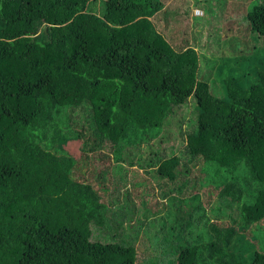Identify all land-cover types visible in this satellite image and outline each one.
Instances as JSON below:
<instances>
[{
	"label": "trees",
	"instance_id": "obj_1",
	"mask_svg": "<svg viewBox=\"0 0 264 264\" xmlns=\"http://www.w3.org/2000/svg\"><path fill=\"white\" fill-rule=\"evenodd\" d=\"M97 1L0 0V264H140L142 215L156 212L143 208L135 228L122 222L131 244L94 242L92 231L114 226L110 211L120 209L107 203L128 191L122 185L152 174L160 195L171 196L190 169L195 177L177 200H188L190 214L197 199L215 221L207 242L182 248L189 232L168 227V199L159 212L166 226L151 232L160 262L174 250L173 264H264L256 250L249 263L242 258L254 249L248 230L264 228V57L251 54L242 73L222 76L217 98L222 70L203 76L198 52L173 48L158 31L165 0H102L101 15L90 9ZM246 19L264 38V2ZM190 97L198 115L183 150L169 157L154 147L159 165L140 177L123 146L162 140ZM206 165L215 171L207 188L196 183ZM127 208L119 217L132 221Z\"/></svg>",
	"mask_w": 264,
	"mask_h": 264
},
{
	"label": "rangeland",
	"instance_id": "obj_2",
	"mask_svg": "<svg viewBox=\"0 0 264 264\" xmlns=\"http://www.w3.org/2000/svg\"><path fill=\"white\" fill-rule=\"evenodd\" d=\"M101 1L102 0L97 1L95 5L90 7L91 11L96 15H101L104 11ZM165 1L166 2L163 4L164 10H166V13H164L165 15L158 13L160 21L157 22V25L161 26L159 30L163 32V36L167 39L168 43L172 44L171 40H178L171 45L173 48L178 45L184 48L192 47L194 50L196 49L195 51L198 52L200 57L202 73H206V75L203 76L213 80L216 67L222 70L223 75L213 80L212 94L215 97L221 98L224 96L225 92L220 80L222 76L225 77L227 75L242 73L247 66L252 65V61L247 59L251 54H254V56L250 59L256 58L257 60L259 57H264V38L251 30V26H249V22L246 19V14L252 9L253 5L257 4V0ZM259 1L264 2V0ZM180 12H183L184 15ZM196 12L198 15L195 14ZM193 14L195 16H193ZM163 23L166 26L169 24V26H167L168 28H164ZM44 30L45 26L40 24L38 32H43ZM175 48L178 49L177 47ZM212 68L214 69L213 73ZM197 115L198 109L196 102L194 98L190 97L188 101L175 109L174 117L164 126V136L162 140L161 137H159V139L156 138L157 140L154 141V145H152L153 142H150L149 139H147V141L134 140L131 142L132 144L123 146V158L132 155L130 160L134 162V166L131 168H137L142 173H145L159 165V163H157V166L156 164H152L153 156L149 155V153H152V150L155 149L154 147L164 148V150H166L165 154L169 157L172 156L174 148H177L175 154L179 155V149L183 150L186 137L182 136V133L186 134L190 131V127L192 126L189 124H192L195 129ZM99 148L104 152H109L111 157L115 159L116 156L113 155L110 150L102 146ZM123 162L126 164L125 161ZM186 163H188V161H186ZM187 167L189 168V164ZM214 173L215 171L212 170V167L206 165L203 168L202 179L200 180V178H198L196 181L197 185L206 187L214 184ZM195 174V171L190 169V178H184L188 175L187 173L185 176L181 177V179H183L179 182V185H181L182 188H178L179 185L177 186L175 182L173 186L174 189L170 187L166 190V192L173 193L169 200L171 204H168L169 202L167 203V206L169 207L171 205V210L173 209L168 214L171 218L168 227L175 228L176 231H181L185 226L189 232L186 243L181 245L182 248L195 245L194 243L198 241V238H200L202 244L207 242L209 239L207 234L210 233V223L215 221V212H213L214 214L211 213L208 208H205V211L201 209L197 199L194 201L192 200L194 208L191 209L190 214V207L186 205L188 200L186 202H179L180 200H177L180 198L179 196L187 192L189 189L188 180L194 179ZM151 179L152 178L149 177L146 180L140 181L142 183L140 188L135 187L134 183L136 182H134L132 183V188H137L141 196L143 195L147 197V200H151L150 202L148 201L147 204L151 212H157V214L160 212L162 215L163 208L161 205L163 204L164 197L161 195L159 199L156 197L158 193H155L156 189L153 187ZM157 191L159 190L157 189ZM133 194L136 193L133 191H122L121 204L118 199L114 202L109 201L107 203V209L110 207L120 209V211H110L117 219L114 220V226L108 227L104 231L93 230L91 241L102 244L112 242L131 244V240L129 241L126 236L122 234V229H126L124 228L126 226L127 228H135V226H133L134 224L141 223L140 221L137 222V219L142 213V211L134 210V208L140 206V201L135 200ZM199 195L202 198L201 192ZM127 205L130 206L132 216H134V220L132 221L127 219L124 220L119 217L129 215L127 214ZM211 208V210H217L219 206H216L213 201L211 203ZM161 215H154L152 213H144L142 215V218H145L146 222L140 233L139 241L135 244L137 250V263L161 264L164 261L162 264H173L176 262L174 250L163 252L162 262H160V252L158 253L157 250L158 243L155 241L151 232L153 228L166 226L164 220L160 219ZM231 215L232 217L236 215L235 208ZM122 222L124 227H122ZM248 238L251 244L254 245V249L252 252L250 248L249 253H246V255L242 257L246 263L252 260L255 250L259 253H264V228L257 229L255 232L250 228L248 230Z\"/></svg>",
	"mask_w": 264,
	"mask_h": 264
},
{
	"label": "crops",
	"instance_id": "obj_3",
	"mask_svg": "<svg viewBox=\"0 0 264 264\" xmlns=\"http://www.w3.org/2000/svg\"><path fill=\"white\" fill-rule=\"evenodd\" d=\"M181 14L183 13V12H180ZM183 15H184V13H183ZM193 16H195L194 14H193ZM163 26H164V28H168L167 26H169V24L166 26L164 23H163ZM160 27L161 26H158L157 27V29H158V31H160L159 29H160ZM161 32V34L163 35V32L162 31H160ZM164 37V36H163ZM165 38V37H164ZM166 39V38H165ZM166 41H167V39H166ZM178 40L177 39H174V40H171V42H172V44L171 43H169L170 45H173V42L174 43H176ZM173 47V46H172ZM175 47H178V45L177 46H175ZM174 47V48H175ZM179 47H181V46H179ZM196 50V49H195ZM156 166H157V164H156ZM138 170V172L140 173V177H145V176H148L149 177V173L148 172H145V173H142L139 169H137ZM150 177L152 178L151 179V181H152V185H153V187L156 189V191H155V193H158L157 194V198L159 199L160 198V193H159V191H157V189L158 190H160V188H159V184H158V182H157V180H155L154 179V177H153V175L151 174L150 175ZM132 181H129L127 184H124V185H122L121 186V190H122V187H124L126 190H128V191H133L134 193H136V194H133L134 195V197H135V200H137V201H140V206L138 207V208H134V210H139V211H141L143 208L144 209H146L147 211H149V207H147V204H148V201L150 202L151 200H147V197H145V196H141L140 194H139V190L137 189V188H140L141 186H142V183L140 182V183H134V185H135V187H137L136 189H133L132 188ZM118 200H119V202H120V204L122 203V194H120L119 195V197L117 198ZM168 199H170V194H168V196L167 195H165V197H164V200H163V204L161 205L162 206V208H163V205L165 204V202L168 200ZM155 215H159V214H157V212H156V214Z\"/></svg>",
	"mask_w": 264,
	"mask_h": 264
},
{
	"label": "built area",
	"instance_id": "obj_4",
	"mask_svg": "<svg viewBox=\"0 0 264 264\" xmlns=\"http://www.w3.org/2000/svg\"><path fill=\"white\" fill-rule=\"evenodd\" d=\"M195 14L198 15L197 12Z\"/></svg>",
	"mask_w": 264,
	"mask_h": 264
}]
</instances>
